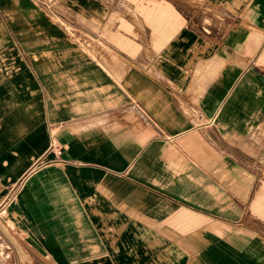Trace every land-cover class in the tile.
<instances>
[{"label":"crops","instance_id":"crops-1","mask_svg":"<svg viewBox=\"0 0 264 264\" xmlns=\"http://www.w3.org/2000/svg\"><path fill=\"white\" fill-rule=\"evenodd\" d=\"M205 1L238 16L221 40L174 0H0V236L17 264H264V0ZM137 9L144 41L119 28ZM90 17L130 66L94 59Z\"/></svg>","mask_w":264,"mask_h":264},{"label":"rangeland","instance_id":"rangeland-1","mask_svg":"<svg viewBox=\"0 0 264 264\" xmlns=\"http://www.w3.org/2000/svg\"><path fill=\"white\" fill-rule=\"evenodd\" d=\"M135 2V3H141L143 0H127V2ZM178 7H180L182 10L181 13L184 15H188L192 17L191 24L195 25L199 29H201L202 33L207 35H212L217 37L218 40H221L223 37H226L228 33L233 30L235 27H237V15L234 14V12H224V11H216V10H209L207 9L208 5H206L205 0H174ZM127 14L131 15L133 19V26L126 27H119L123 30V33H127L128 35H132L133 37H136L141 40H145L146 38V32H145V25L146 20L144 16V12L139 11L138 9L130 12L126 11ZM124 14L120 15L115 14L111 12L109 18L111 22L114 21V19H118L121 22L125 21ZM101 19V18H100ZM239 19V18H238ZM101 21L90 17L89 19V27H90V34L91 39L89 41V50L91 52V55L94 57V59H97L96 52L101 53L102 58L98 61L102 62L107 69L114 70L119 65L122 66H130L131 64L128 63L126 60L121 58V56L115 52L114 46L117 48L127 51V49L124 46H121L119 43H115L112 39L113 36V30L114 28L106 27L103 29L100 27ZM151 27V36L155 37L157 34L155 30ZM103 29V30H102ZM74 35L76 36V31L74 30ZM96 37L99 39H96ZM137 48H139L137 46ZM136 48V49H137ZM154 48L158 49L156 47V44H154ZM257 58H251L250 65L254 67H258V64L256 63ZM264 66V65H263ZM260 72L263 74L264 69L260 70ZM258 223L257 228L261 231H264V219L255 220Z\"/></svg>","mask_w":264,"mask_h":264},{"label":"built area","instance_id":"built-area-1","mask_svg":"<svg viewBox=\"0 0 264 264\" xmlns=\"http://www.w3.org/2000/svg\"><path fill=\"white\" fill-rule=\"evenodd\" d=\"M47 6V5H46ZM0 263L1 264H17L12 256V247L10 243L0 236Z\"/></svg>","mask_w":264,"mask_h":264}]
</instances>
